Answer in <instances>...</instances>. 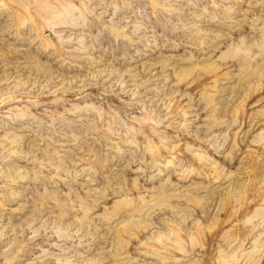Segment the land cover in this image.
<instances>
[{
    "label": "rangeland",
    "instance_id": "rangeland-1",
    "mask_svg": "<svg viewBox=\"0 0 264 264\" xmlns=\"http://www.w3.org/2000/svg\"><path fill=\"white\" fill-rule=\"evenodd\" d=\"M0 264H264V0H0Z\"/></svg>",
    "mask_w": 264,
    "mask_h": 264
},
{
    "label": "clouds",
    "instance_id": "clouds-1",
    "mask_svg": "<svg viewBox=\"0 0 264 264\" xmlns=\"http://www.w3.org/2000/svg\"><path fill=\"white\" fill-rule=\"evenodd\" d=\"M75 11L79 12V9H75ZM87 15H91V13H87V12L82 13L80 18H83L84 16H87ZM81 26H86V22L84 24H82ZM230 46H231V44H228L227 46H225L224 51H226L227 47H230ZM219 47H220V45H217V48H219ZM208 55L214 56L216 58V60H220L221 57L223 56V51L217 52L216 50H209ZM134 99H135V97H134ZM188 116H191L190 112L188 113Z\"/></svg>",
    "mask_w": 264,
    "mask_h": 264
}]
</instances>
